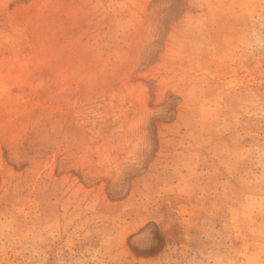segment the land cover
Wrapping results in <instances>:
<instances>
[{
	"label": "rangeland",
	"instance_id": "rangeland-1",
	"mask_svg": "<svg viewBox=\"0 0 264 264\" xmlns=\"http://www.w3.org/2000/svg\"><path fill=\"white\" fill-rule=\"evenodd\" d=\"M0 264H264V0H0Z\"/></svg>",
	"mask_w": 264,
	"mask_h": 264
}]
</instances>
